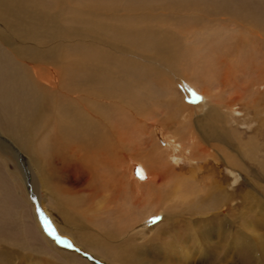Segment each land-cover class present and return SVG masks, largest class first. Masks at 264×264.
<instances>
[{
	"label": "rangeland",
	"instance_id": "374dc122",
	"mask_svg": "<svg viewBox=\"0 0 264 264\" xmlns=\"http://www.w3.org/2000/svg\"><path fill=\"white\" fill-rule=\"evenodd\" d=\"M87 1L63 0L62 9L54 10L59 15L56 22L64 45L89 42L84 30ZM175 1H203L217 11L212 10L215 16L207 15L202 7L194 10L197 5L192 3L194 14L202 20L211 16V22L180 25L187 28L180 35L187 43L182 46L183 58L176 70L169 63L157 65L149 57L137 59L143 65L150 62L160 75L153 74L147 95L143 93L145 99L136 103L141 113L132 114L127 107L122 116L116 110L111 112L113 125L125 126L122 129L131 133L123 140L119 132L121 141L115 131L111 133L113 145H117L110 160L118 169L114 186L99 180L98 190L91 191L93 170L70 151L69 160L54 159L51 163L52 174L65 181L53 189L42 172L43 160L37 161L19 149L9 135L10 123L0 124V243L10 247V252L23 253L21 258L22 253L11 255L6 264H140V253L159 256L171 244L181 242L176 236L182 225L169 224L167 215L180 213L181 221L204 223L200 214L215 211V205L225 200L230 203V195L216 192L212 186L208 192L212 196L200 200L205 193L204 183L211 181V167L217 176L214 181L218 178L223 182L226 177L231 189L238 187L244 192L260 185L255 194L264 201V0ZM45 4L48 8L44 12L48 14L49 0ZM110 52L125 59L131 57L125 52ZM112 99L119 102L121 91H113ZM5 141L25 155L24 160L2 147ZM236 163L247 164L248 170ZM153 187L159 189L151 195L154 203L150 204L148 191ZM113 189L122 194L114 196ZM240 191L235 195L239 196ZM182 223L185 248L189 246L193 252L192 225ZM211 224L216 225V221ZM50 229L51 234L47 232ZM116 232L119 237L114 236Z\"/></svg>",
	"mask_w": 264,
	"mask_h": 264
},
{
	"label": "bare ground",
	"instance_id": "6f19581e",
	"mask_svg": "<svg viewBox=\"0 0 264 264\" xmlns=\"http://www.w3.org/2000/svg\"><path fill=\"white\" fill-rule=\"evenodd\" d=\"M87 2L89 9L86 11L87 25L84 30L89 42L76 43L72 46L64 45L59 38L61 28L57 26L59 15L55 11L62 9L63 0H49L48 14L44 12L45 8H48L45 0H0V124L3 121L10 123L9 135L13 140L15 139L14 143L19 149L37 161L43 160L42 172L51 182L53 189L61 187L65 182L52 174L53 160H69L70 151L78 155L76 160L81 159L93 170L91 191L98 190L99 180H102L101 183L105 181L104 185L114 186L112 181L117 177L118 169L116 165L110 164V160L115 155L114 148L117 145H113L111 133L115 131L116 136L119 137L120 132L124 136L123 140L131 133L123 130L125 126L113 125L111 112L116 110L122 116L124 108L127 107L132 114L141 113L139 111L141 109L135 108V105L145 99L143 93L147 95L145 91L149 89L148 84L153 79V74L160 75L158 68L156 69L150 62L143 65L137 59L149 57L157 65L169 63L176 70L175 66L183 58L182 46L187 43L180 36L182 32H187V28L184 26L182 29L183 26L180 25L191 24L188 21L211 22V16L207 17V20H202L194 14V10H200L199 7L205 9L204 13L207 15L215 16L212 10L217 11L216 7H208L203 1L196 3L197 1L175 0H88ZM192 3L197 5L194 10L191 8ZM185 9L191 11L183 13L182 10ZM104 47L108 49L104 50ZM110 50L125 52L135 59L122 58L111 53ZM261 70L264 71V68ZM113 91H121L122 99L119 102H114L112 99ZM121 121L125 122L123 119ZM2 145L4 148H9V152L19 154L17 157L24 160L25 155L14 149L11 143L6 142ZM236 165L243 169L249 167L245 163H236ZM82 166L84 167V164ZM207 172L209 173V169ZM210 174L211 181L203 182L205 193L201 195L200 200L209 198L211 195L209 187L212 186L211 188L214 187L216 192L220 190L230 195L227 198L230 205L226 204L225 200V203L215 205V211H203L200 218L205 220L204 223L192 224V221L185 219L181 221L180 213L167 215L165 219L169 224L178 226L180 223L181 228L184 225L182 222L188 223L187 226L192 225L195 250L192 252L189 246L185 248L186 239L179 228L176 236L180 238L179 245L169 243L167 250L156 257H151L149 253H140L142 255L140 264H264V201L255 194L261 186L254 183L250 190L243 192L238 187L234 189L228 187L226 177L223 178V182L218 178L214 181V177L217 176L213 167ZM152 183L155 184L156 180ZM158 189L153 187L148 191L150 204L154 203L151 195H155ZM237 190L240 191L239 196L235 195ZM113 192L114 196L122 194L116 189H113ZM236 198L240 200L237 201ZM237 205L238 207L242 205L240 210L236 209ZM213 221H216V225L211 224ZM114 236L119 237L120 233L116 232ZM5 245L0 243V248H3L0 252L3 256L0 257V264H6L9 261L8 257L18 253V251L10 252L12 251L10 247ZM146 255L150 257L147 258ZM22 256L23 253L20 258Z\"/></svg>",
	"mask_w": 264,
	"mask_h": 264
},
{
	"label": "water",
	"instance_id": "95a60500",
	"mask_svg": "<svg viewBox=\"0 0 264 264\" xmlns=\"http://www.w3.org/2000/svg\"><path fill=\"white\" fill-rule=\"evenodd\" d=\"M45 224H46V223H44V225H45ZM46 227H47V226H46ZM47 232L51 234L52 231H51V229H50V230H48ZM55 237H56V236H55ZM56 238H59V239L61 240L60 237H56Z\"/></svg>",
	"mask_w": 264,
	"mask_h": 264
}]
</instances>
